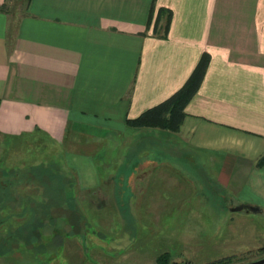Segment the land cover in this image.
Masks as SVG:
<instances>
[{
    "label": "crops",
    "instance_id": "obj_1",
    "mask_svg": "<svg viewBox=\"0 0 264 264\" xmlns=\"http://www.w3.org/2000/svg\"><path fill=\"white\" fill-rule=\"evenodd\" d=\"M7 3L0 0L4 261L40 256L28 251L29 240L43 231L8 221L12 189L46 198L56 169L72 175L64 180L98 215L109 209L119 217L125 202L131 217L142 206V215L160 217L174 206L158 200L183 180L191 189L199 183L204 196V182L214 195L217 184L236 202L264 210V0H22L15 14ZM201 62L202 73L193 76ZM187 84L191 93L171 126L129 123ZM170 113L148 117L157 122ZM20 140H46L62 152L58 162H28L47 182L15 175L25 162L6 158L25 150ZM153 174L161 182L139 196ZM52 229L44 247L52 240L79 251L77 238Z\"/></svg>",
    "mask_w": 264,
    "mask_h": 264
},
{
    "label": "rangeland",
    "instance_id": "obj_2",
    "mask_svg": "<svg viewBox=\"0 0 264 264\" xmlns=\"http://www.w3.org/2000/svg\"><path fill=\"white\" fill-rule=\"evenodd\" d=\"M21 2L8 0L9 12H18ZM156 129L161 130L159 127ZM39 142L23 140L20 144H24L25 150L14 152L10 159L8 152L6 160L25 162H21L23 168L15 169V175L21 178L35 175L41 181H48L40 176L38 169H31L32 164L28 162H58L57 158L62 156V152L57 151V147L49 141ZM163 170L171 171L169 167ZM101 171L100 168V174ZM55 172V181L45 187L46 198L34 191L27 192L29 187L23 191L22 188L17 194L15 187L12 189L15 214L13 212V218L8 221L13 219L16 226L22 220L24 226L43 231L38 232L40 238L36 237L37 234H30L29 240L31 249L28 251L33 254L37 252L40 256L32 258L24 254V257H28L23 259L19 255L8 262L0 257V264H241L264 256V210H231L230 205L239 200H234L231 193L217 184L218 193L214 195L212 186L204 182L205 196L218 198L213 200L214 203L203 200L205 196L199 192V183L191 189L188 182L183 180L179 182L181 188L171 189L167 197L163 193L164 199L158 200L159 205L174 206L173 211H166L160 217L142 215L143 206L142 209L136 207L138 214L131 217V212L125 209V202L119 205L122 210H118L123 215L118 217L115 211L104 209L99 212L100 216L88 202L78 197L71 179L69 184L66 183L64 177H72L66 169H56ZM147 179L149 181L144 189L138 192L141 197L151 192L150 187L161 182V178L155 174ZM32 187L37 190L39 185ZM121 192L125 197L129 190L123 186ZM54 227L62 238H77L79 251L59 248L52 240L44 247L43 237L48 229ZM111 240H119V243L117 246L113 242L110 244Z\"/></svg>",
    "mask_w": 264,
    "mask_h": 264
},
{
    "label": "trees",
    "instance_id": "obj_3",
    "mask_svg": "<svg viewBox=\"0 0 264 264\" xmlns=\"http://www.w3.org/2000/svg\"><path fill=\"white\" fill-rule=\"evenodd\" d=\"M203 71V62L199 63L196 67V70L193 74L194 75H200ZM191 89V87L189 88V84H187L185 87H183L179 92H177L176 94H174L173 96H171L170 98H168L167 100L161 102L160 104L156 105L155 107L147 110L145 113H143L141 116H139L138 118L129 120V123L131 124H135V125H140V126H155L156 124H162L163 126H165V124H168L169 126L172 125V117L176 116V112L179 111L178 109L181 107L182 103H184V101L187 99L189 92ZM189 92V93H188ZM158 109H163L164 111L169 110L171 111L170 116L167 117H163V118H159V120L153 121L151 119V117H148L150 112H154V110H158ZM261 160H259V162H263L264 161V156L262 158H260ZM157 264H163V262H158ZM264 264V263H263Z\"/></svg>",
    "mask_w": 264,
    "mask_h": 264
},
{
    "label": "water",
    "instance_id": "obj_4",
    "mask_svg": "<svg viewBox=\"0 0 264 264\" xmlns=\"http://www.w3.org/2000/svg\"><path fill=\"white\" fill-rule=\"evenodd\" d=\"M231 210H239L244 209L246 211H254V212H260L262 211V207L258 204L250 203V202H238L236 204L230 205L229 207ZM264 263V256H261L259 258L241 263V264H263Z\"/></svg>",
    "mask_w": 264,
    "mask_h": 264
}]
</instances>
